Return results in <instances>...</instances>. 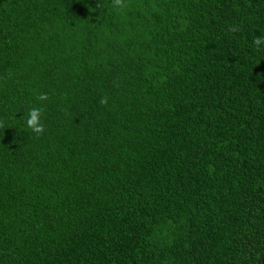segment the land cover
Returning a JSON list of instances; mask_svg holds the SVG:
<instances>
[{"label":"trees","instance_id":"1","mask_svg":"<svg viewBox=\"0 0 264 264\" xmlns=\"http://www.w3.org/2000/svg\"><path fill=\"white\" fill-rule=\"evenodd\" d=\"M257 37L264 0H0V264H264Z\"/></svg>","mask_w":264,"mask_h":264},{"label":"clouds","instance_id":"2","mask_svg":"<svg viewBox=\"0 0 264 264\" xmlns=\"http://www.w3.org/2000/svg\"><path fill=\"white\" fill-rule=\"evenodd\" d=\"M264 41H262L261 38L257 37L255 40V43L260 44ZM41 99H44V96H41ZM41 110L39 108H32L29 110L27 119H26V124L28 127L32 129V131L36 133H40L43 131V124L41 122Z\"/></svg>","mask_w":264,"mask_h":264}]
</instances>
